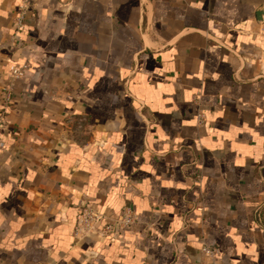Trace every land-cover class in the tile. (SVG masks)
<instances>
[{"label":"crops","instance_id":"0c3cea01","mask_svg":"<svg viewBox=\"0 0 264 264\" xmlns=\"http://www.w3.org/2000/svg\"><path fill=\"white\" fill-rule=\"evenodd\" d=\"M262 9L0 0V264H264Z\"/></svg>","mask_w":264,"mask_h":264},{"label":"built area","instance_id":"2783aa9c","mask_svg":"<svg viewBox=\"0 0 264 264\" xmlns=\"http://www.w3.org/2000/svg\"><path fill=\"white\" fill-rule=\"evenodd\" d=\"M24 13L22 12L18 17V26L22 28L24 26L23 23ZM24 67L17 68L12 67L11 72L13 76V81L6 88L4 93L5 100L8 103H12L13 101V93L15 87V80L23 77L24 75ZM199 123L202 124L204 122V115L202 113L198 114ZM105 215L103 212L92 205H87L79 209L78 218L76 224V234L78 235H91L96 234V230H98L99 237L105 236L110 232H118L119 229L125 228L131 224H134L138 220V216L136 212L130 208L125 207L119 214L117 218L114 219L112 224H108L104 229L99 230L98 226L101 224ZM201 252L205 259L206 264H223L222 258L220 256L219 250L209 244V242L205 239H201Z\"/></svg>","mask_w":264,"mask_h":264},{"label":"water","instance_id":"95a60500","mask_svg":"<svg viewBox=\"0 0 264 264\" xmlns=\"http://www.w3.org/2000/svg\"><path fill=\"white\" fill-rule=\"evenodd\" d=\"M263 16H264V9H262V10H260V11L258 12V17H259V19H262Z\"/></svg>","mask_w":264,"mask_h":264}]
</instances>
